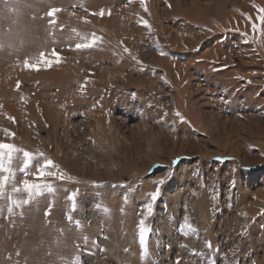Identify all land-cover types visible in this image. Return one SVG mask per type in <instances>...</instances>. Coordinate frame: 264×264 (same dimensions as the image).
<instances>
[{"label":"rangeland","instance_id":"374dc122","mask_svg":"<svg viewBox=\"0 0 264 264\" xmlns=\"http://www.w3.org/2000/svg\"><path fill=\"white\" fill-rule=\"evenodd\" d=\"M51 7L62 9L55 24ZM260 9L264 0H0V142L32 153V172L47 157L71 177L29 175L55 191L22 214L0 200V264H264ZM93 34V47L76 48ZM41 52L50 66L37 64ZM23 162L15 154L18 186ZM185 219L195 232L182 233Z\"/></svg>","mask_w":264,"mask_h":264},{"label":"snow or ice","instance_id":"6c2138e0","mask_svg":"<svg viewBox=\"0 0 264 264\" xmlns=\"http://www.w3.org/2000/svg\"><path fill=\"white\" fill-rule=\"evenodd\" d=\"M5 4L7 5L9 3V0H4ZM139 3L144 6L146 4V0H139ZM11 11H15V9H10ZM145 11H148L147 7L144 9ZM62 11L59 7H51L50 10L46 13L47 16L53 17V19L50 21V23L55 24V14ZM261 12H264V9H260ZM97 13H93V15H96ZM100 16H103L105 13L103 10H101L100 13H98ZM110 14V13H109ZM258 19L261 22H264V15H261L258 17ZM144 25L146 27H150L148 25L147 21H144ZM253 30H256V25L253 24ZM264 34V33H262ZM79 35V33H77ZM99 39V37H96L95 34H93L92 42H88L87 39H85L82 43H77L76 48L77 49H86L91 48L95 45V42ZM3 48V44H0V49ZM125 51H128L125 49ZM51 56L57 57V62L59 61L58 53L55 49L52 50L50 53ZM42 61L45 65L50 66L53 61L50 59L45 58V53L41 52L39 53V61H37V64ZM137 63H142L140 61H137ZM24 66L28 69H34L39 70V67L34 64H29L28 59L24 60ZM250 83V82H249ZM17 89H19V82H17ZM176 116L180 118L182 122H184V117L180 115L179 112L176 113ZM10 120L14 121V118L9 117ZM9 136L14 137V133H8ZM22 153L24 162L23 167L19 169L21 173L24 174V178L22 180L21 186H18L14 180L16 171L13 168V160L15 158V154ZM43 156V154H40ZM34 160V155L30 152L24 151L22 149L17 148L14 144L10 143H2L0 142V200H6L7 201V212L11 215L14 213V210L20 209L22 214V209L25 205H28L33 202L38 197H41L45 195V193H53L55 191L52 184L47 183L46 179L43 180V182H30L27 178L29 175H32L34 178H48V177H56L59 179H71V177H65L63 173H61L58 170V166L55 165V163L47 157H44L43 163L36 165V171L32 172V162ZM11 181V192H9L8 186ZM160 183H163V181H160ZM25 193L26 198H18L15 194L17 193ZM159 196V188L151 194V199L154 201ZM73 204L72 208L75 210L76 204H75V196L72 197ZM99 207V206H98ZM3 207H0V213L3 212ZM148 210L151 211V205L148 206ZM51 209H48V212L50 213ZM105 212H107V209H104ZM47 214V213H46ZM68 220L72 222L73 218L71 216H68ZM77 227H80V222L75 221L74 222ZM148 230L145 227L144 221L141 220L139 222V243L141 245V248L144 249L145 254H147L146 249V241H145V233ZM182 233H191L195 232L196 229L185 219V223L181 228ZM86 239V238H85ZM211 243L208 242V247H211ZM72 264H80L79 260H74ZM178 264V262H177Z\"/></svg>","mask_w":264,"mask_h":264},{"label":"bare ground","instance_id":"6f19581e","mask_svg":"<svg viewBox=\"0 0 264 264\" xmlns=\"http://www.w3.org/2000/svg\"><path fill=\"white\" fill-rule=\"evenodd\" d=\"M264 100V99H263ZM199 115V114H198Z\"/></svg>","mask_w":264,"mask_h":264}]
</instances>
